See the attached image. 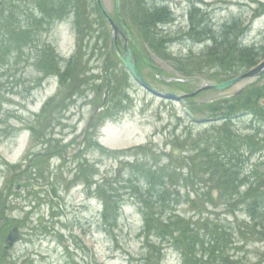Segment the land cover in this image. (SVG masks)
Returning a JSON list of instances; mask_svg holds the SVG:
<instances>
[{
    "label": "rangeland",
    "instance_id": "rangeland-1",
    "mask_svg": "<svg viewBox=\"0 0 264 264\" xmlns=\"http://www.w3.org/2000/svg\"><path fill=\"white\" fill-rule=\"evenodd\" d=\"M147 1L150 4L166 2L175 21L164 29L172 37L157 50L151 37L143 36L133 16L129 17L134 5L130 4L126 15L125 0H122L120 11L128 29L132 32L134 29L136 37L143 42L134 38L136 46L144 58L157 67L153 71L140 62L141 73L159 91L174 92L179 97L194 94L185 105L157 99L133 80L129 79L130 85H126L127 71L116 57L110 59L108 56L113 32L95 0H0V6L13 3V7L18 8L14 17L17 31L27 29L23 35L14 37L13 50L2 45L0 38V136L8 138L0 144V194L7 196L4 205L8 207L1 224L7 229L5 237L1 234V238L4 246L8 228L27 223L20 232L28 239L22 240L10 253L17 264H145L150 249L140 235L143 208L140 197L134 194L141 191L138 181L143 180V172L158 171L160 174L163 170L168 178L185 180L187 188L176 193L178 200L187 199L190 194L197 203L194 207L184 203L179 207L181 212L207 208L212 221L231 224L228 228L231 229L229 233L234 234L235 250L230 255L237 256L232 259L233 264H264V244L249 240L243 249V243L238 244L237 223L242 225L246 221L244 212L239 208L237 216H233L225 208L215 209L213 196L221 201L217 189L214 195L211 190L202 193L197 201V195L188 189L190 175L183 172L193 156L201 160L199 150L210 154L219 152L225 153L227 161L235 165L240 162L242 174L235 176L237 182L245 181L244 186L260 184L259 175L264 174V147L263 152L261 150L264 124L261 121L252 123L248 117L243 119L236 113L247 112L250 108L264 115V110L257 105V99L264 97V88L239 101L207 107L210 101L227 99L240 87L234 86L223 93L200 92L205 85L225 83L224 76L220 67L213 68L209 64L204 69H193L194 61L190 59L202 55L205 47H212V41L199 45L187 40L193 4L199 5L198 15L205 16L215 35L221 36L225 25L251 21L252 9L257 8L255 0ZM256 1L264 3V0ZM104 2L114 15L115 0ZM20 21L26 27H22ZM197 33H201L200 30ZM25 39L27 45L23 44ZM240 42L263 50L264 16L250 23ZM263 61L264 53L260 54L257 65ZM59 75L64 76L68 84L49 88L50 79ZM110 86L115 95L112 94L113 102L104 114L109 100L102 102V99L112 88ZM124 95L127 98L121 103ZM50 97H58L54 99L52 113L47 107ZM64 98L59 105L57 101ZM217 113H224V118L233 120L232 124L226 127L220 122L208 123L207 120L217 118ZM108 116L114 121L101 130ZM27 125L32 126L33 133L16 135L13 132L10 135L8 132L11 127ZM173 147L183 150L181 162L172 161V156L176 155ZM34 155L50 161L36 160L35 163H40L35 169L30 168L31 179H28L34 187L20 189L27 181L23 172L29 166L28 159L32 160ZM17 165H21V169H11ZM176 166L179 172L175 175ZM198 177L197 184L207 188L209 184L204 181L209 178ZM93 182L98 186L87 191L86 186ZM119 182L123 186L121 189ZM140 183L145 191V182ZM10 192L18 196H9ZM255 196L264 202L262 187ZM105 206L108 210L103 213ZM117 206H120L122 217L116 224L109 221L115 225L111 231H106L109 224L105 222V214L113 213ZM189 216L186 215L187 220ZM249 222L246 227L253 228V221ZM36 228L39 231L34 232ZM58 232L65 233L68 241L57 237ZM67 244L71 248L68 252ZM194 248L195 253L201 250V246ZM166 253L161 264H180L173 250Z\"/></svg>",
    "mask_w": 264,
    "mask_h": 264
},
{
    "label": "trees",
    "instance_id": "trees-1",
    "mask_svg": "<svg viewBox=\"0 0 264 264\" xmlns=\"http://www.w3.org/2000/svg\"><path fill=\"white\" fill-rule=\"evenodd\" d=\"M254 3L257 5V8L252 9L253 16L251 21L248 23L244 22L243 24L236 23L231 26L227 24L221 36L215 35L213 27L209 25V21H205V16L198 15L200 14L199 5L193 4L194 8H192L189 13L190 27L187 33V40H191L199 45H205V43L212 41V47H207L208 49L205 47L206 50H204L202 55L190 59L194 61V70L204 69L207 67V64L213 66V68L220 67L223 73L222 76H224L222 81H225V79L238 76L257 65L260 54L264 53V48L260 51L256 49L255 46L251 48L240 42L241 36L246 34L249 30L250 23L252 24L253 20L264 16V3L256 0ZM130 4L134 5V10L129 13V17L132 19L131 15L133 16L136 28H139L141 32H143V36L151 37V42L156 46L157 50H161L165 43H168V37H171L165 34L162 29L175 21L170 6L164 1L159 4H150L147 0H125L126 15H128L127 9ZM13 8V3L8 6H0V11L4 9L3 12H0L1 43L7 46V49L12 50L13 45L11 42L14 39V32H17ZM132 26H134V23ZM198 30H200L201 33H197ZM20 31L25 32L23 30ZM133 32L135 33L134 29ZM159 37L160 40H158ZM27 39L24 40V45L28 44ZM181 69L184 70L183 68ZM185 73L188 74V72ZM125 79L126 85L129 86V78L127 79L125 77ZM254 90L255 88H252L248 92L252 93ZM112 94H114L113 87L110 88L109 91V103L113 102L112 98L115 94L113 96ZM126 98L125 95L122 96L121 103ZM48 109H50L52 113L53 108L48 106ZM1 138L0 136V143L2 141ZM198 155L201 158L200 161H198L197 158H192V162L185 166L192 172L201 169L199 174L209 175L210 179L204 181V183L209 184V186L206 189L200 188L198 184L193 183L195 181H192L189 186H193L188 187L190 192L197 195V201H199L198 196L205 190H211L212 188V190H219L221 201L219 202V199H217V201L212 202L215 209L220 210L225 208V210L233 216H237L236 213L239 212L240 208L241 211L246 214V219L254 223L253 228L246 227L250 223L248 220L242 225L237 223V226H239L238 236L240 235V237H238V244L248 239L264 243V202L258 201L255 196V193L259 192V188L262 187V190H264V179L260 181L262 176L259 175L260 184L256 186L250 184L248 187H245V181L237 182L235 176L238 177L240 171L235 168L236 166L226 161V157H224L225 153L213 152L210 154L204 150H199ZM39 158L43 163H47L44 157ZM180 158L181 156L177 158L174 157L172 161L178 159L177 162H181L179 161ZM178 165H180V163H178ZM179 168L182 170L181 165ZM179 168L177 166L174 168L175 170L173 171L175 175L179 172ZM159 175L162 176L159 177ZM196 176L197 175H191L190 180H194L192 177ZM142 177V181L145 182V191H142L141 183H139L141 191L137 192V195H134L140 197L141 200L139 201L143 208L144 227L142 236L145 245L150 249L149 254L145 258L146 264H161L166 256L164 246L173 249L180 255L183 264H233L232 259L237 258V256L234 258L233 255H230L232 246L234 245V234L229 233L231 229L228 228L229 226H227L226 222L221 220L220 223H222V225L212 221V215L207 208H205L204 211L199 209L195 210L199 212L200 216L197 221L192 220V218L187 220L188 218L180 215L177 207L173 206L175 200H172L171 194L168 191H174L176 193L178 191L179 193L181 192L179 189L186 190L187 185L185 180L183 181V179L180 178H168L165 170L160 174L158 171L151 173L143 172ZM169 180L171 181L168 182ZM119 183L121 189L123 186L121 182ZM168 184H170V188ZM26 185H30V183ZM179 185H181V187H179ZM114 189V191H118L115 187ZM156 195H158V198L154 199ZM4 203L3 197L0 196L1 247L3 246L1 234H5L7 229V226H1L5 220L4 212L5 210L7 211ZM186 203L190 204L192 207L197 204L195 200L190 198H187ZM105 210H108V207L106 209L105 206ZM120 218V206H117V209L113 213L105 214V222L109 224L108 226L110 229ZM109 221H114L115 224H111ZM195 246H201V250L198 253H195ZM4 260L5 249L2 247L0 261Z\"/></svg>",
    "mask_w": 264,
    "mask_h": 264
},
{
    "label": "water",
    "instance_id": "water-1",
    "mask_svg": "<svg viewBox=\"0 0 264 264\" xmlns=\"http://www.w3.org/2000/svg\"><path fill=\"white\" fill-rule=\"evenodd\" d=\"M98 2V6L101 9V11L104 13L106 19L108 20L109 24L112 26L113 30H114V35H113V50H119L118 49V37H119V33L121 32L120 29L113 23L110 15L107 13V11L105 10V8L102 5V1L101 0H97ZM119 4H120V0H116V9H117V13L119 14ZM124 30L126 31V44L128 45L129 42H131L133 44V46H135V41L133 40V37L131 35V33L128 31V28L126 25H124ZM125 50V54H121L119 51L117 52L118 56L120 57L121 61L123 62V64L125 65V67L127 68V70L129 71V73L133 76V78L142 86L144 87L146 90H148L149 92H151L154 95L157 96H161L164 99H170V100H177V101H183L182 97H179L175 94H171V93H160L157 90H155L153 87H151L149 84L146 83V81L141 77V75L138 72L137 69V65H136V57L135 54L131 51L128 50L127 47H124ZM136 51L139 52V49L136 47ZM264 75V61L255 69H253L252 71L248 72L247 74L223 83V84H219V85H210V86H205L204 88H202L200 91H204V90H208V91H215V92H223L226 91L234 86H237L239 84H241V90L238 92L237 95L243 94L245 92V89L253 84H255L259 79H261ZM18 239L16 230H14L13 232H11L10 236H9V241L14 242L15 240Z\"/></svg>",
    "mask_w": 264,
    "mask_h": 264
},
{
    "label": "flooded vegetation",
    "instance_id": "flooded-vegetation-1",
    "mask_svg": "<svg viewBox=\"0 0 264 264\" xmlns=\"http://www.w3.org/2000/svg\"><path fill=\"white\" fill-rule=\"evenodd\" d=\"M121 41L123 42V39Z\"/></svg>",
    "mask_w": 264,
    "mask_h": 264
}]
</instances>
